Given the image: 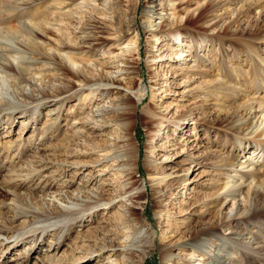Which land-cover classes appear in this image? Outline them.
<instances>
[{
  "label": "rangeland",
  "instance_id": "rangeland-1",
  "mask_svg": "<svg viewBox=\"0 0 264 264\" xmlns=\"http://www.w3.org/2000/svg\"><path fill=\"white\" fill-rule=\"evenodd\" d=\"M117 1L0 0V264H126L125 244L133 264H191L190 250L204 254L203 264H264V216L251 212H264V151L240 169L254 143L232 137L248 133V107L264 101V0H192L198 9L183 22L199 39L180 34L190 44L182 56L163 32L173 0ZM126 42L138 54L102 55ZM111 70L131 79L132 98L141 87L138 108L162 120L109 112L115 89L96 86ZM92 113H102L103 126ZM178 116L172 127L167 120ZM235 177L251 200L239 202L237 221L181 250L231 212L233 199L221 193ZM65 188L110 202L54 232L62 215L46 199ZM36 233L32 244L26 237ZM107 239L117 248L100 250Z\"/></svg>",
  "mask_w": 264,
  "mask_h": 264
},
{
  "label": "bare ground",
  "instance_id": "bare-ground-1",
  "mask_svg": "<svg viewBox=\"0 0 264 264\" xmlns=\"http://www.w3.org/2000/svg\"><path fill=\"white\" fill-rule=\"evenodd\" d=\"M96 1V0H93ZM105 1V0H104ZM151 0H148V2H150ZM119 2V0L117 1ZM81 4H83L82 6H86V7H90V6H95L97 5V3L93 2V3H89L88 1L84 2V1H80ZM103 4V2H102ZM113 4V3H112ZM196 5L194 6L192 3V0H173L171 1V3L169 4V6L167 7V10H169V14L172 16L171 18V25L167 28L163 29V32H165L170 38H172L173 40H175L174 42L176 43H172L171 48L177 47L179 45H181V42L183 41L182 38H180V34H191L192 29L190 28V26H188L187 24H185L183 22V17L186 16V13L189 11H194L198 9V4L197 2L195 3ZM163 5V4H162ZM161 5V8H162ZM107 7V6H106ZM150 8V7H149ZM154 10V8H153ZM151 9V12L153 11ZM150 11V10H149ZM145 15L147 17H152V15H148V13L144 12ZM182 13H185L184 15H182ZM159 14V13H158ZM173 21V22H172ZM159 30H161V26L159 27ZM162 31V30H161ZM194 34V35H193ZM192 38H194L195 41H197L199 38L197 37V35L195 33L191 34ZM155 36V34H154ZM217 37L219 35H216ZM114 38H117L116 35H113ZM120 39L118 38L117 40H115L114 42H112V44L110 45L113 48V45H119L122 42L119 41ZM119 41V42H118ZM131 44V47H128L127 45ZM125 46H121L117 49L116 53H114L113 50H111L110 48L105 49L104 51H102V55L104 54H114V56H118L119 55H123L127 52H134V55L137 53L138 54V49L137 45H135V43L132 44V42L128 43L126 42L124 44ZM190 44L188 45H181L182 47H179L175 52V54H177L178 56H182V51H187V50H183V47L188 46L189 47ZM189 50V49H188ZM192 54V52H189L186 55H190ZM193 55V54H192ZM133 56V55H132ZM131 56V57H132ZM71 60V58H70ZM97 60V59H96ZM96 65H100V62L96 61ZM136 63V60H134ZM98 62V63H97ZM134 64V63H133ZM128 69L125 71L127 72ZM130 73H134L136 72V67H132L131 66V70L129 71ZM123 73H117V71H109L108 76H107V80L104 82H100L98 83V85L96 86V88H99V92H104V93H108L110 91H113L115 89V102H113L111 105H109V112L113 113L114 115H122L124 113H128L129 116L136 117L137 112L140 111V117H142L143 119H148V120H162V117L157 114L155 111L151 110V109H147V108H138V103L139 101L142 100V98L144 97V93L143 90L141 89V87H139L137 89L138 94H137V98H132L130 96V93L127 91L128 85L132 82L131 79L130 80H125V77H122ZM128 74V73H125ZM86 84V83H84ZM91 86V84H87V86ZM86 86V85H85ZM88 86V87H89ZM123 86V87H122ZM111 106V107H110ZM104 108L105 105H102L101 108ZM102 108V109H103ZM107 109V108H106ZM139 109V110H138ZM249 109V113L251 115V119L249 120L250 123V130L248 131V133L245 132H233L232 133V137L233 139H235L236 141L240 142L242 140L245 139L244 136H246L247 138H251L252 142L254 143V147L251 146L249 147V149L246 148L245 146V150L243 156L245 157V159L247 160V164L244 163L241 165L240 169H245V168H250L252 166H255L256 163L258 162L261 154L260 151H264V101H259L257 104L255 105H250L248 107ZM104 110V109H103ZM185 113V112H181L180 114ZM179 114V115H180ZM89 116V119L91 120L92 123H94L93 125L96 127H100L103 126L104 123H102L101 118L98 117H102V113H99L97 115L92 113ZM169 124H171L172 127H180L181 126V121H182V116H178V119H169L167 120ZM169 126V125H168ZM157 133H159L157 131ZM248 135V136H247ZM166 138H168V133H166ZM166 143V139L165 141L161 142V147H158L160 150H162V146ZM262 153V152H261ZM246 162V161H244ZM68 163V162H67ZM244 183L245 180L242 177H235V178H231L229 182H227V186L225 188V190L222 191L221 194H224V197H231L233 199L232 205L229 207L230 209V213H226L225 215L221 216L219 219L217 218V221L215 223H211L209 224V222L205 223V227L201 228L200 230H198V234H195L194 236L189 237L186 242H181L179 247L181 250H188V248L186 247L187 244L189 245H193V241H195L198 237H203V236H210L212 234H214L213 232L218 229V227L224 223V222H228V224L230 223H235V221H237L238 217V212H237V207L239 202L240 203H244V204H249L251 202L250 200V196H249V188L245 189V192L243 193V189H244ZM60 186V185H59ZM81 191V190H80ZM56 194H53V192L51 194H49V197L46 199V202L48 201V205H52L54 206V208H57V211L59 212V214L62 215V218L60 217V219H56V221H52L53 223H49L51 226L54 227V232H56L58 230V228L60 230L66 229V231L70 228V225L72 223V221L76 218L77 214L79 216V214L85 211H88L89 213H91V209L95 208L96 206L100 205V204H105V203H109L110 201H104L103 197L96 194L95 196L91 197V198H84L81 199L80 195H79V190H69V188H65L64 190L61 189V191H57L54 192ZM60 193L61 196L64 197V199L62 200V198L57 197V195ZM254 196L253 197H259V192H254L253 193ZM220 195V194H218ZM72 199V201H71ZM74 201V202H73ZM252 205V204H251ZM253 216H257L258 218L261 216H264V212H257V210L254 209L251 211ZM47 214H51L49 212H47ZM80 214V215H81ZM47 216V215H46ZM77 216V217H78ZM49 221V220H48ZM49 225V226H50ZM88 233H92L91 230L88 231ZM41 234L36 233V234H30L28 235L26 238L30 239V242L33 244L35 241H37L40 238ZM29 241L24 244V247H26L27 245H31ZM177 244V243H176ZM115 245L112 244V240L107 239L106 244L102 245L100 250L102 249H106V250H111ZM29 247V246H28ZM117 248L116 246L113 248V250ZM120 252L122 256H126L128 258V262L126 264H133L130 261V257H129V252L131 250H133L134 248L132 247V245L130 244H125L123 246H121L120 248ZM191 249H195V248H191ZM190 250V248H189ZM162 253V258L165 260H169L170 257L173 255L172 253V247L170 246H166L161 250ZM189 257H188V263L191 264H203V262H201V260H205L203 258L204 254H197L196 251H189ZM199 255V256H198ZM218 263L221 264H227L226 261L224 260H220L217 259ZM77 262V261H76ZM82 264V262H79V264ZM140 264V263H139Z\"/></svg>",
  "mask_w": 264,
  "mask_h": 264
}]
</instances>
